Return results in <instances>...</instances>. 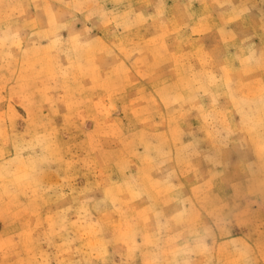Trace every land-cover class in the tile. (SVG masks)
<instances>
[{
    "label": "rangeland",
    "instance_id": "rangeland-1",
    "mask_svg": "<svg viewBox=\"0 0 264 264\" xmlns=\"http://www.w3.org/2000/svg\"><path fill=\"white\" fill-rule=\"evenodd\" d=\"M0 264H264V0H0Z\"/></svg>",
    "mask_w": 264,
    "mask_h": 264
}]
</instances>
